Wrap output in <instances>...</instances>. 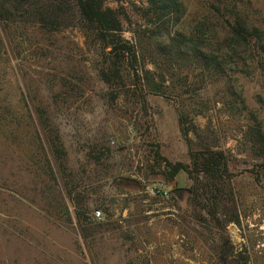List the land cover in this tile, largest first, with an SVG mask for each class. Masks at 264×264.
Returning <instances> with one entry per match:
<instances>
[{
    "label": "rangeland",
    "instance_id": "obj_1",
    "mask_svg": "<svg viewBox=\"0 0 264 264\" xmlns=\"http://www.w3.org/2000/svg\"><path fill=\"white\" fill-rule=\"evenodd\" d=\"M250 1L264 31V0ZM188 3L192 15L201 7ZM109 4L160 73L146 0ZM104 52L77 27L0 21V264H264V163L247 134L264 133V71L206 88L168 78L174 96L112 101ZM207 147L226 153L232 175L231 200L214 213L193 171ZM165 160L190 173L168 181Z\"/></svg>",
    "mask_w": 264,
    "mask_h": 264
},
{
    "label": "trees",
    "instance_id": "obj_2",
    "mask_svg": "<svg viewBox=\"0 0 264 264\" xmlns=\"http://www.w3.org/2000/svg\"><path fill=\"white\" fill-rule=\"evenodd\" d=\"M146 2V16L156 26L153 35L159 36L154 41L149 37L147 46L154 47L156 55L150 53V58L160 73L145 69L140 42L138 45L124 37L120 11L111 7L109 0H0V21L4 29H9L10 23L29 24L47 32L77 27L87 38L92 37L105 49L99 76L110 90L112 101L122 94H132L142 103L145 94L174 96L164 86L168 78L181 88L191 78L198 79L206 88L222 82L227 85L233 75L252 65L264 71V31L253 18L250 0L248 4L244 0H201L200 9L193 15L188 12L189 0ZM139 41L144 43V37ZM125 69L134 79L133 89L125 85ZM189 88L184 94L192 93ZM182 116L180 124L186 134ZM247 134L255 157L264 163V133L252 128ZM193 160L194 173L204 176L202 194L212 203L214 213L220 204L231 200L228 157L222 150L207 147L194 152ZM165 161L168 169L163 175L168 181L180 180L183 172L190 173L182 163Z\"/></svg>",
    "mask_w": 264,
    "mask_h": 264
},
{
    "label": "built area",
    "instance_id": "obj_3",
    "mask_svg": "<svg viewBox=\"0 0 264 264\" xmlns=\"http://www.w3.org/2000/svg\"><path fill=\"white\" fill-rule=\"evenodd\" d=\"M164 193V195H167V192H163ZM153 194L156 196V195H158V194H160V192L159 191H156V192H153ZM101 211H96L95 212V217L97 218V219H100L101 218Z\"/></svg>",
    "mask_w": 264,
    "mask_h": 264
}]
</instances>
